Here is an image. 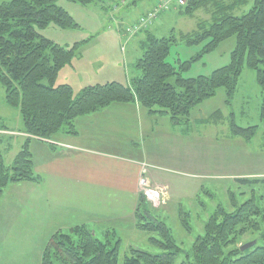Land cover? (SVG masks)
Segmentation results:
<instances>
[{"label": "trees", "instance_id": "1", "mask_svg": "<svg viewBox=\"0 0 264 264\" xmlns=\"http://www.w3.org/2000/svg\"><path fill=\"white\" fill-rule=\"evenodd\" d=\"M57 1L9 0L0 3V85L4 89L5 104L19 110L23 123L21 132L27 135L9 166L0 152V196L10 183L42 181L33 169L31 137L53 139L59 134L76 135L75 118L111 104L136 102L150 114L166 115L172 124H186L190 110L214 96L219 88L224 89L225 102L229 105L242 70L249 68L255 71L262 92L260 116L264 117V0H254L252 7L241 16L230 11L245 0H187L183 14L191 15L197 8L205 7L210 15L209 21L199 22L196 30L180 34L187 45L206 40L199 53L187 61H178L175 67L166 58L176 37H156L147 28L142 32L141 55L134 63L139 72L136 77L127 84L111 81L87 85L75 95L70 84L55 85V79L62 68L71 64L78 46L85 41L64 46L40 33L50 24L61 29L77 27L73 17L58 6ZM67 1L88 5L97 0ZM232 36L235 46L227 65L209 75L182 76L192 62ZM169 78L174 82L169 83ZM220 116V111L216 110L203 122L217 123ZM230 126L233 135H243L246 139L255 133L254 126L238 128L233 121ZM0 131L11 130L0 120ZM10 146L9 142L7 150ZM258 181L264 183V178ZM137 198L134 226L152 234L148 242L164 251L151 254L131 247L122 264H172L180 248L170 228L150 212L152 207L143 195L139 194ZM230 198L235 209L228 212L217 206L204 223L203 234L195 238L186 259L180 264H264V230L259 233L263 245H254L243 252L237 247L227 248L246 232L260 230V221L264 220V212L254 198L240 205L234 203L232 195ZM179 214L187 215L181 210ZM181 223L189 232L188 222L182 219ZM106 230L109 233L108 229L103 231ZM118 255V238L113 242L108 237L102 241L81 224L67 233L55 232L41 252L40 264H118Z\"/></svg>", "mask_w": 264, "mask_h": 264}, {"label": "rangeland", "instance_id": "2", "mask_svg": "<svg viewBox=\"0 0 264 264\" xmlns=\"http://www.w3.org/2000/svg\"><path fill=\"white\" fill-rule=\"evenodd\" d=\"M5 1L9 0H0V3ZM184 1V4L179 5L177 0H171L167 8L158 13L150 29L156 37L172 35L176 37V42L170 46V53L166 58V61L175 67L178 66V61H187L199 53L206 42L203 40L198 44L187 45L180 34L196 30L198 23L209 21L210 16L205 7L197 8L191 15L183 14L187 0ZM225 1L230 2V0ZM253 1L245 0V3L235 6L230 13L241 16L252 7ZM154 2L155 0H97L88 5H81L58 0L57 5L73 17L77 27L61 29L50 24L40 33L61 44L67 42L73 44L82 40L85 41V45L87 44L81 48L79 59L81 62H76L74 69L69 72L65 69L60 74L59 81L65 83L63 78L68 72L66 82L72 86L75 95L80 88L87 85L111 81L127 84L130 78L138 75L134 63L141 54L139 44L144 38V33L134 35L125 42L124 37L128 38V33L124 28L150 9ZM122 33L124 37L121 36ZM122 45H124L123 49H121ZM234 46V36L223 40L215 49L192 62L188 69L182 72V76L194 78L198 75H209L213 70L227 65ZM122 54L125 56V62L120 61L121 71L116 57ZM123 62L126 65H123ZM168 82L173 83L174 79L169 78ZM261 95V89L255 79V71L244 68L229 105L225 102L224 89L219 88L214 96L190 110L189 122L181 124V127L184 128L183 132L187 137L198 143L197 160L200 155V163L206 164L202 169H209L206 170L207 172L199 171L195 176H188L177 168L166 166L163 161H152L143 155L142 161L147 162V167L142 176H145L147 186H162L165 194H169L167 204L152 208L150 212L166 223L180 248L172 264H180L186 259L185 255L191 244L197 236L203 234L204 223L217 206H222L228 212L235 209L231 204L230 195L233 196L236 205L254 198L264 212V183L258 181L264 178V117L260 116ZM142 110L146 112L145 109ZM216 110L220 111L221 120L217 123H204L203 120ZM115 117L116 115H110L108 118ZM139 118L144 127L150 122L142 111ZM0 120L12 131L11 133L19 132L17 130L23 126L19 110L5 104L4 89L1 85ZM231 121L238 128L254 126V135L250 139H246L243 135H233ZM165 125L166 122L160 119L158 131H161ZM119 128L118 133L113 134L111 138L113 145H116L113 147L120 151L124 149L125 153L130 155L138 154L136 149L139 144L136 146L130 144V140L135 137L132 121L128 118ZM42 140L52 145L57 144L53 139ZM9 142L14 150L16 141L9 139L0 141V152L4 155L7 166L12 163L14 157V153L5 152L4 148ZM145 143L146 149L151 152L149 147L153 144V140L148 138ZM125 147H131V151L127 152ZM16 152L15 150V154ZM153 170L160 173L161 177L159 176L158 179L152 177ZM117 177L111 175L109 179H115L114 182L121 184L122 179H116ZM137 178V185L141 186L139 175ZM114 207L103 206V211L112 215L119 214V221L116 220L113 226L109 227V233L107 230L97 231L95 237L102 241L108 237L111 242L119 239L118 264H122L124 256L129 254L131 247H138L151 254H161L164 251L148 242V237L152 234L134 226L132 213H128L132 206L119 205L117 206L119 211L113 210ZM32 208L30 198L24 196L19 183H10L3 190L0 198V225L5 223L10 230H5V236H0V264H40V251L48 245L50 237L47 236L48 232L45 229L38 231L32 226ZM179 210L186 212L187 215H180ZM182 219L188 222L189 232L182 226ZM262 230H264V220L260 221V230L246 232L238 237L237 243L227 248H239L252 242L254 245H263L259 237ZM66 232L68 230L64 229L62 233Z\"/></svg>", "mask_w": 264, "mask_h": 264}, {"label": "crops", "instance_id": "3", "mask_svg": "<svg viewBox=\"0 0 264 264\" xmlns=\"http://www.w3.org/2000/svg\"><path fill=\"white\" fill-rule=\"evenodd\" d=\"M154 21L148 27L149 31ZM121 36L124 37V33ZM61 45L71 46L72 44L67 42ZM86 45L83 43L77 49V55L71 64L59 71L55 85L62 84L59 77L65 69L69 72L74 69L76 62H81L79 61L80 51L82 46ZM121 60L125 62L123 54L116 57L117 65L122 71ZM124 62L123 65H126ZM68 72L63 78L65 83H67ZM136 76L134 75L133 78ZM140 111L150 120L145 127L139 118ZM110 115H116V117L108 118ZM166 117L163 114L144 112L136 102L111 104L96 112L75 118L73 125L76 135L59 134L53 138L57 144L51 145L42 139L31 137L29 147L32 153L33 169L42 181L40 183L20 182L19 185L24 196L30 198L33 206L32 226L38 231L45 229L48 232L47 236L51 238L57 231L63 232L64 229L69 230L82 224L95 236L97 231L103 232L109 229L116 220L120 219L119 214L112 215L103 211V206H115L113 210L119 211L117 208L119 205L132 206L128 213H132V222H134L133 211L138 196L139 165L147 163L142 161L143 155L152 161H163L166 166L177 168L188 176H195L199 174V171L207 172L206 170L209 169H202L206 164L200 163V155L197 160L198 143L185 135L181 125L172 124ZM128 118L134 124L133 131L135 130V137L130 140V144L134 146L139 144L136 149L138 154L130 155L125 153L124 149L120 151L113 147L116 146L111 139L113 134L118 133L119 126ZM160 119H163L166 125L158 131ZM21 130L22 128L18 129L20 133L16 135L0 133V141L3 139L16 141L14 150L13 145L10 144V149L4 148L5 152L15 155V150L18 151L19 144L21 146L27 137ZM148 138L153 140V144L149 147L151 152L146 149L145 142ZM125 149L127 152L131 151V147H125ZM111 175L118 176L116 179H122L121 184L114 182L115 179H109ZM159 176L161 177V174L153 170L152 177L158 179ZM125 178L128 179L125 180ZM7 229L9 227L5 223L0 225L1 237L5 236ZM42 250L43 248L40 255Z\"/></svg>", "mask_w": 264, "mask_h": 264}, {"label": "built area", "instance_id": "4", "mask_svg": "<svg viewBox=\"0 0 264 264\" xmlns=\"http://www.w3.org/2000/svg\"><path fill=\"white\" fill-rule=\"evenodd\" d=\"M169 1L170 0H157V3H156L154 10L147 13L146 16L141 17L135 25L128 28L127 30L130 33H133L136 30H138L140 27L145 26L146 23L154 17L155 13L158 10L162 9L164 6H166ZM179 2L181 3L182 0H179ZM144 172H145V168H142V170H141L142 175ZM142 175L140 177V185H141V189L144 191L147 199L155 205L158 204L159 202H161L162 200H165L167 195L165 194L164 187H158L157 186V187L149 188L147 186V183L145 182V176H142Z\"/></svg>", "mask_w": 264, "mask_h": 264}, {"label": "water", "instance_id": "5", "mask_svg": "<svg viewBox=\"0 0 264 264\" xmlns=\"http://www.w3.org/2000/svg\"><path fill=\"white\" fill-rule=\"evenodd\" d=\"M253 244H254V242H252V243H248V244H245V245H242V246L240 247V251H244L245 249L251 247Z\"/></svg>", "mask_w": 264, "mask_h": 264}]
</instances>
